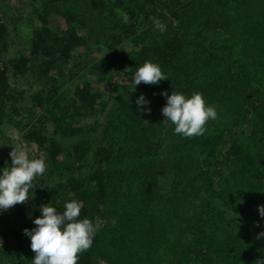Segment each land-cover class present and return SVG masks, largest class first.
Segmentation results:
<instances>
[{"label":"trees","instance_id":"trees-1","mask_svg":"<svg viewBox=\"0 0 264 264\" xmlns=\"http://www.w3.org/2000/svg\"><path fill=\"white\" fill-rule=\"evenodd\" d=\"M57 1L34 7L41 24L14 58L8 14L16 6L0 8V173L11 168L3 126L28 118L36 122L24 137L45 151L37 159L46 164L27 203L0 212V227L8 212L32 229L41 205L63 212L76 200L78 219L98 225L77 264H264V237L239 232L228 215L264 196V0H75L74 10L61 7L65 28L50 22ZM152 17L167 25L164 33L153 30ZM146 61L168 80L134 87ZM84 68L95 79L65 89ZM16 70L39 85L26 107L11 80ZM116 73L131 82L104 112L102 83L118 89ZM173 91L200 93L216 109L203 135L184 138L162 123L161 93ZM141 95L149 104L138 108ZM24 110L29 116L14 117ZM86 114H95V125H79ZM23 228L10 230L16 244L0 245V264L23 261L30 240Z\"/></svg>","mask_w":264,"mask_h":264},{"label":"clouds","instance_id":"clouds-1","mask_svg":"<svg viewBox=\"0 0 264 264\" xmlns=\"http://www.w3.org/2000/svg\"><path fill=\"white\" fill-rule=\"evenodd\" d=\"M124 22L129 21L125 13ZM153 30L164 33L167 25L160 19L152 17ZM168 77L162 72L158 64L146 61L134 73L132 83L158 85ZM166 98V105L161 109L164 117L162 123L174 126V132L184 138L198 137L206 131L205 125L209 120H216L217 111L213 106H206L202 94L193 93L190 97L173 91L171 95L162 92ZM140 105H147L149 101L141 95L136 100ZM150 112V108L139 109ZM11 168L4 167L0 173V212L7 211L13 206L27 203L28 193L33 180L43 176L46 164L43 159H29L24 150L13 147L9 153ZM82 205L76 200L64 204L63 212L51 204L40 206L41 216L35 218L34 228H25L24 234L30 238L31 250L34 252L32 264H77L78 254L89 250L93 238L98 230L89 219H78ZM261 217H264V205L258 206ZM264 237V232L257 235V239Z\"/></svg>","mask_w":264,"mask_h":264},{"label":"rangeland","instance_id":"rangeland-1","mask_svg":"<svg viewBox=\"0 0 264 264\" xmlns=\"http://www.w3.org/2000/svg\"><path fill=\"white\" fill-rule=\"evenodd\" d=\"M44 2L45 0H0V8L4 6L7 9L8 7H10L8 3L15 4L14 6H16L15 9H11V13L8 14L9 27L13 34L12 36L14 38V40L11 41L10 49L9 52L7 53L8 58H14L16 55H18L17 50L19 48L25 47L26 41L30 38L32 34V27L41 24L40 17L31 12L34 10L35 6H37L38 4H43ZM75 3H76L75 0L57 1V5L59 6L58 9L50 13L51 24L54 25L55 27L59 26L63 28L68 26V18L65 16L64 13L62 14V8H71L72 10H74ZM17 7L18 9L16 10ZM12 14L14 15L17 14L18 17L15 15L16 16L15 18L12 16ZM94 43H96L95 40ZM93 47L97 48V46L94 44ZM129 48L131 49L132 47L130 46ZM94 55L98 56L97 54ZM73 61L74 63H76L78 59H73ZM85 70H87V68H84L83 70H77L78 72L81 73L75 74L78 76L70 77L69 80L66 81L64 84L65 89L67 88L70 90V92H72L74 86L78 84V81L80 79L83 80L84 76L88 79H95L97 74H93L92 72L91 74L89 72H84ZM79 76H81V78H79ZM11 80L12 83L14 84L13 85L14 88H16V90L20 92L19 94L20 99L18 100V104H20L21 107H26V103H27L26 100L30 98V94L32 93V91L35 90L33 88H39V85L35 82L32 87L29 75L27 73L17 70L15 73H12ZM117 82L121 85L118 89L116 88L115 90L114 89L111 90L107 82L104 81L102 83V85L105 83V92L103 95V101L100 108L104 112H106L110 107L113 101V94L125 91L126 87H124L123 85L124 84L130 85L129 83L131 82V80L124 73L123 74L116 73V76L113 78L111 82V87L113 88L114 86H116L115 84ZM40 111L41 110H39V112ZM29 114H30L29 112L24 110V112L21 111L20 113H14V117L17 118L23 116L27 117L29 116ZM88 115L89 117H87ZM40 116L38 118H40ZM81 118L82 119L79 121V125L89 127L90 125H95L94 123H96L93 122L94 119L96 118L95 114L92 115L86 114L83 115ZM35 122L36 120L34 117L32 119L28 118V123L27 121H24L23 124H18L17 122H14L12 123V126H3V129L6 130V135H8L4 137V139H6V144L3 147V154L8 155L10 157L9 153L13 150V147H17L20 150H24L28 154L29 159H37L38 156L45 157V151L38 149L36 142L32 140L28 141L27 138L24 137V133L28 129L29 125ZM170 126L172 127V125ZM49 127H51V124H49ZM93 144L94 146L97 145L96 142ZM60 157L62 158L63 156L60 155ZM251 201L252 202L249 203L247 207L242 208L243 210L241 209L237 213L232 212L228 215L231 223L236 229L238 227L240 230H242V233L244 232V234L253 237V235L258 231L259 233L264 232V217H261L258 211V206L264 205V196L256 195L255 197L251 198ZM244 215L249 217L247 221L248 223L243 222L242 219H244ZM5 216H6L5 218L6 220L3 223V225L0 227V245L16 244L15 242L16 236L10 230L11 228L22 229L24 227L23 220L21 217L17 215L9 214L8 212L6 213ZM100 218H101L100 216H97V218L94 220L100 222L101 221ZM254 228H257V230ZM24 229L25 227L23 228V230ZM239 229L237 230L240 232ZM23 230L21 231L23 232ZM30 243L31 241L28 238H25L23 240V244L25 246L23 248H26V250L23 249L21 252L23 261L17 259L18 262H20V264H32V259L34 258L33 255L34 252L31 250Z\"/></svg>","mask_w":264,"mask_h":264}]
</instances>
